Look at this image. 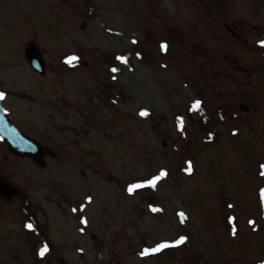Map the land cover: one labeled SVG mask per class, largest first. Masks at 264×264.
<instances>
[{
  "label": "rangeland",
  "instance_id": "374dc122",
  "mask_svg": "<svg viewBox=\"0 0 264 264\" xmlns=\"http://www.w3.org/2000/svg\"><path fill=\"white\" fill-rule=\"evenodd\" d=\"M9 2L0 39L14 21L48 68L42 77L26 60L12 72L0 66L4 106L56 156L42 168L0 140V183L18 189L0 196V264H37L40 238L22 199L52 264H183V243L141 255L180 236L204 264H264V59L252 53L264 0ZM196 100L219 132L211 143L187 111ZM161 170L156 187L128 191Z\"/></svg>",
  "mask_w": 264,
  "mask_h": 264
},
{
  "label": "water",
  "instance_id": "95a60500",
  "mask_svg": "<svg viewBox=\"0 0 264 264\" xmlns=\"http://www.w3.org/2000/svg\"><path fill=\"white\" fill-rule=\"evenodd\" d=\"M27 61L41 75H45L46 63L43 62L41 53L34 48L27 49ZM249 111L247 107H241ZM0 137L8 144L9 151L12 154L20 157H30L35 163L41 167L46 166L44 161L45 155L56 156L55 153L49 148H45L36 139H32L28 135L22 133L7 119L3 108H0ZM17 189L7 183L0 184V195L7 199L16 197Z\"/></svg>",
  "mask_w": 264,
  "mask_h": 264
},
{
  "label": "trees",
  "instance_id": "16d2710c",
  "mask_svg": "<svg viewBox=\"0 0 264 264\" xmlns=\"http://www.w3.org/2000/svg\"><path fill=\"white\" fill-rule=\"evenodd\" d=\"M264 40V25L262 32L260 33L259 40L256 41L255 48H252V53H257L264 59V46H262L259 41ZM192 105V107H194ZM199 118L201 121L200 129H204V139L203 141L206 143H209V141L215 140L219 137V132H217V129H215V124L213 121H211L209 118L205 116V113L203 110L198 109ZM185 136H187V133H184ZM152 203V202H151ZM154 203V202H153ZM22 206L24 207L25 211V217L27 218L28 224L33 225V230L35 231L38 238L37 241H35V244H37L35 249V260L37 261V264H52V262L47 258V255L51 252V243L49 238L45 235V232L43 230V227L39 225L36 212L34 209V206L30 203V201L26 199H22ZM264 206V203H263ZM47 244L48 245V251L45 252L43 256H41L40 250L43 248V246ZM183 250L185 254V258L183 261V264H204V261L202 257L197 253V251L194 249V243H192V238L188 236V239L183 242ZM207 264V263H205Z\"/></svg>",
  "mask_w": 264,
  "mask_h": 264
},
{
  "label": "snow or ice",
  "instance_id": "6c2138e0",
  "mask_svg": "<svg viewBox=\"0 0 264 264\" xmlns=\"http://www.w3.org/2000/svg\"><path fill=\"white\" fill-rule=\"evenodd\" d=\"M135 42V41H134ZM259 43L264 46V40H260ZM160 47L161 49H163L164 51H167L168 49V44L167 42H162L160 44ZM79 57L76 56V55H71L69 57H67L66 59V62L69 63V64H72L74 61H78ZM117 59L121 60L122 62L124 63H127V60L128 58L126 56H119L117 57ZM113 71H118V69L116 68H113ZM5 93L4 92H0V100H3L5 98ZM201 101L200 100H196L195 101V106L199 107L201 105ZM140 115L142 116H147L149 115V112L147 109H142L140 111ZM183 124H184V120H183V117H180L179 118V127H180V130L183 131ZM189 164V167L185 169V171L187 172H191L192 171V168H191V161L188 162ZM264 167V166H262ZM167 175V172L166 170H161L160 174L157 175V176H153L151 177L150 179H145L143 181H140V182H137V183H132L128 186V191L131 193V192H134L136 189H139V188H142V187H156V182L163 176H166ZM262 194H264V190H262ZM89 200H91V197H88ZM155 210V209H154ZM179 216L182 218V221L185 220L187 217H186V214L184 212H180L179 213ZM233 222H235V217H231L230 218ZM84 223H87V220L85 219L84 220ZM250 223H255L254 221H250ZM27 227L29 228H32L33 225L32 224H28ZM236 234V229L235 227H233V235ZM188 239V237L186 236H180L177 240L175 241H172V242H169V241H161L159 243H157L154 247H151V248H145L144 251L141 253V255H145L147 253H156V252H159L161 251L162 249L164 248H167V247H170V246H173V245H176V244H180V243H183L185 242L186 240ZM48 251V245L45 244L43 246V248L40 250V255L43 256L45 254V252Z\"/></svg>",
  "mask_w": 264,
  "mask_h": 264
},
{
  "label": "flooded vegetation",
  "instance_id": "af4514ba",
  "mask_svg": "<svg viewBox=\"0 0 264 264\" xmlns=\"http://www.w3.org/2000/svg\"><path fill=\"white\" fill-rule=\"evenodd\" d=\"M10 0H0V14L2 12L9 11V2ZM62 1L63 0H59ZM9 8V9H8ZM14 21H9L8 24H5L6 30L5 33L7 35V38L0 39V66L1 70L3 71H10L16 69L19 67L17 62H21L22 60H26V50L32 46V44H35L38 46V44L35 41H25V39H22L19 36L18 31L16 30L14 26ZM39 51H41V54L43 57H45L44 51L40 49V47H37ZM0 92H4L0 89ZM7 98V95H5V98L1 100V103L4 106L5 100Z\"/></svg>",
  "mask_w": 264,
  "mask_h": 264
}]
</instances>
